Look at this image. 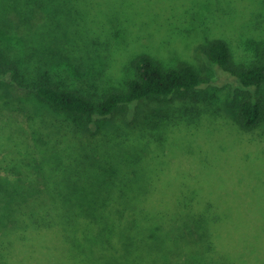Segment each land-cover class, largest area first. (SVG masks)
<instances>
[{
  "label": "rangeland",
  "instance_id": "obj_1",
  "mask_svg": "<svg viewBox=\"0 0 264 264\" xmlns=\"http://www.w3.org/2000/svg\"><path fill=\"white\" fill-rule=\"evenodd\" d=\"M31 2L0 0V197L34 196L35 188L14 182L41 171L42 165L29 166L40 161L32 157L46 164L57 155L59 137L44 139L49 128L63 130L76 121L31 97L30 88L41 82L85 94L121 88L135 75L132 60L148 54L166 67L191 64L209 79L186 102L142 108L166 137L151 152L152 197H255L264 216V114L257 128L241 131L231 108L233 80L201 53L203 45L222 39L234 65L264 64V0ZM258 95L264 109V88ZM116 126L105 127V137H113ZM96 140L83 142L93 150ZM236 218L230 229L246 236L252 226Z\"/></svg>",
  "mask_w": 264,
  "mask_h": 264
},
{
  "label": "trees",
  "instance_id": "obj_2",
  "mask_svg": "<svg viewBox=\"0 0 264 264\" xmlns=\"http://www.w3.org/2000/svg\"><path fill=\"white\" fill-rule=\"evenodd\" d=\"M201 53L233 80L231 108L240 130L257 128L264 114L258 95L264 64L234 65L222 39L209 41ZM131 66L135 75L123 87H101V93L52 82L29 89L52 112L76 121L63 130L49 128L44 139L59 137L58 152L48 149L57 155L46 164L32 157L40 161L29 166L42 165L41 171H32L28 182H14L35 188L34 196L0 197V264H264L260 199L152 197L151 152L166 137L156 133L161 125L143 109L186 102L209 79L191 64L166 67L148 54L136 56ZM113 124L116 133L105 137L102 131ZM84 137L100 139L98 148L90 149ZM234 215L252 226L246 236L230 229L237 226Z\"/></svg>",
  "mask_w": 264,
  "mask_h": 264
}]
</instances>
